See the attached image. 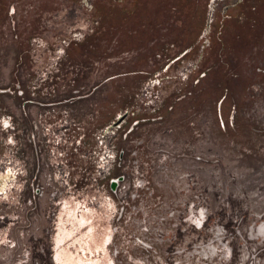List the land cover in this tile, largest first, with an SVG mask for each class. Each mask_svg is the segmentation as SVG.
<instances>
[{
	"label": "rangeland",
	"instance_id": "374dc122",
	"mask_svg": "<svg viewBox=\"0 0 264 264\" xmlns=\"http://www.w3.org/2000/svg\"><path fill=\"white\" fill-rule=\"evenodd\" d=\"M35 1L0 7V264H56L68 199L113 264H264V0Z\"/></svg>",
	"mask_w": 264,
	"mask_h": 264
},
{
	"label": "flooded vegetation",
	"instance_id": "af4514ba",
	"mask_svg": "<svg viewBox=\"0 0 264 264\" xmlns=\"http://www.w3.org/2000/svg\"><path fill=\"white\" fill-rule=\"evenodd\" d=\"M25 0H0V7L5 14H20L23 12V5ZM69 4L72 0H66ZM104 5L105 0H98ZM185 0H131V6L134 5L135 9H140L148 4L155 5V9L164 13H179L183 11V6H179V3ZM199 2L200 0H193ZM122 0H116V4L119 5ZM189 3V0H187ZM178 3V7L174 5ZM206 4L202 14L211 15L216 0L204 1ZM190 4V3H189ZM36 13L50 14L54 11V6L57 2L54 0H36L34 2ZM91 8H95L94 4H90ZM103 8V7H102ZM172 8V10H169ZM226 10V9H225ZM31 28H39L32 26ZM43 30L51 28L41 27ZM98 29V28H97ZM210 31V30H209ZM81 207L78 202L73 200H64L60 208V212L56 218L55 240H54V260L56 264H113L110 259L106 257L107 246L111 240L110 229L105 228L101 238L96 235V215L94 209H85ZM95 217V218H94ZM75 246L74 249H70V245ZM77 251V253L75 252ZM101 252L104 254L103 260H93L88 258L91 255L100 256ZM79 255L85 256L79 258Z\"/></svg>",
	"mask_w": 264,
	"mask_h": 264
},
{
	"label": "water",
	"instance_id": "95a60500",
	"mask_svg": "<svg viewBox=\"0 0 264 264\" xmlns=\"http://www.w3.org/2000/svg\"><path fill=\"white\" fill-rule=\"evenodd\" d=\"M122 118H123V116L120 117V118L114 123V125L119 124V123L121 122V119H122ZM115 183H116V181H115V180H112L111 186L114 187V186H115Z\"/></svg>",
	"mask_w": 264,
	"mask_h": 264
},
{
	"label": "trees",
	"instance_id": "16d2710c",
	"mask_svg": "<svg viewBox=\"0 0 264 264\" xmlns=\"http://www.w3.org/2000/svg\"><path fill=\"white\" fill-rule=\"evenodd\" d=\"M43 82H45V81H43Z\"/></svg>",
	"mask_w": 264,
	"mask_h": 264
}]
</instances>
